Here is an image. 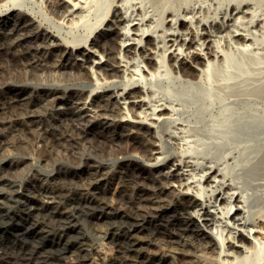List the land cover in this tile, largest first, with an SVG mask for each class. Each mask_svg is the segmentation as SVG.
<instances>
[{"label": "bare ground", "instance_id": "1", "mask_svg": "<svg viewBox=\"0 0 264 264\" xmlns=\"http://www.w3.org/2000/svg\"><path fill=\"white\" fill-rule=\"evenodd\" d=\"M88 1L46 3L71 22ZM250 2H236L214 30L200 6L155 18L116 0L93 37L76 39L58 36L22 2L0 1L2 28L16 34L0 31V264H264V167L256 163L264 84L232 86L227 73L211 74L225 22L234 26L230 39L250 38L238 27ZM245 22L258 25L253 13ZM110 32L122 35L117 49L116 38H100ZM167 63L186 87L160 92L148 83ZM120 71L123 78L107 79ZM90 72L91 88L22 83L28 74L74 80ZM204 74L197 84L188 78ZM61 100L71 105L54 111ZM29 145L40 163L59 159L45 173L21 170L34 160ZM130 147L139 155H124ZM106 154L116 162L96 157Z\"/></svg>", "mask_w": 264, "mask_h": 264}, {"label": "rangeland", "instance_id": "2", "mask_svg": "<svg viewBox=\"0 0 264 264\" xmlns=\"http://www.w3.org/2000/svg\"><path fill=\"white\" fill-rule=\"evenodd\" d=\"M17 1L22 2V5L26 9L29 10L32 9L37 14H39V18L41 19L42 24L48 27L49 29L52 30L55 29L56 30L55 33H59L58 36L61 35L67 38L75 37L76 39H85L87 37L91 38L94 36L93 30L95 29L97 23H99L103 17L105 18L106 16L112 18L111 17L113 11L112 3L116 0H89L86 4H83V8L80 10L78 18L71 22L62 21V19L57 14L53 13L48 8L46 0H17ZM124 1L126 5L139 6L140 9L151 13L155 18L163 14L168 15L167 18L170 17L168 11H172L173 13H182L183 10L186 9V7L200 6L202 8V11L199 13L203 18L207 19V23L211 22L212 29H214L213 24L216 21L217 22L223 21L224 19L223 15L225 14V12L229 11L231 9V6H233L236 2L241 0H164L165 3L168 2L167 3L168 5L165 6H162L161 0H124ZM250 1L251 2L249 3V6L247 7L248 12L238 14V15H244V17L239 20L242 22L238 23V27L241 28L249 27L248 36L250 38L246 41H243L241 38H237V37L236 39H230L228 34L229 31H231V29L232 30L234 29V26H232L231 21H229L228 23L225 22V25L227 24L226 27L224 29L221 28L219 32V34H222L223 36L218 37L216 41L218 44L221 45L222 57L220 60L215 61L216 63H213V66L211 68V74L213 78L214 79L216 78L215 80H217V78H219L221 74L224 73L223 75H226L227 73L230 77L228 79V82H230L232 86L238 83H242L244 85L246 84V86L251 85L252 87L253 86L255 87V85L259 86L264 84V0H250ZM169 5H173V6L170 7ZM252 13L255 14V18L258 19V25L253 27H251V25L248 22H245L246 20H248L250 14ZM2 26H3V22L0 21V31H5L6 34L9 33L10 26H7L4 29L2 28ZM105 27H107V25H105ZM42 31L45 32V29H42ZM239 31L240 32L243 31V33L246 32V30H242V29H240ZM9 34H11L12 37L16 35L15 33L12 34V31ZM104 37L116 38L117 40L116 42L114 41L115 43L111 41L113 42L111 43V45L116 46V49L119 47V44L122 39V35L117 34L115 32H110V34L109 33L102 34L100 38H104ZM94 48H98V47L95 46ZM98 49L100 50V48ZM204 62L205 60L202 59L199 67H203V66L205 67ZM90 64L91 67L92 63ZM147 64L149 65L150 69H154L157 64V60H154L151 63L148 62ZM121 75L122 72L120 71L118 72V74H114V76L112 75L107 76V79L108 80L121 79L123 78L122 77L123 75L122 76ZM27 76L28 77L27 78L25 77L22 83H26L32 86H41L43 85V82H47L48 84L55 82L61 83L58 86H63L65 88H74V87L91 88L95 86V80L93 76H91V72H90V77L86 79L79 78L74 80L68 78L61 79L56 74H48L42 78L41 77L33 78L32 74H28ZM188 78H190V80L193 81L192 82L193 84H197L199 83L200 80L201 81L205 80L206 74L202 75L201 77L194 75ZM147 81L148 83H152L154 88H156L157 91L160 92L165 90H170L172 92H175L177 88H181L182 86L186 87V75H183L181 71L177 72L171 69L168 63L165 65V67H161L160 70L158 71L153 70V74L148 77ZM30 89L32 88L30 87ZM244 95H254V94L253 92H246ZM69 105L71 104L61 100L54 104L53 110L54 111L60 110V108H62L63 106H69ZM217 111H218V107H214L212 108L211 112H209V114L211 115L216 114ZM181 116L182 117L186 116V112H184ZM261 132L262 134H264V129ZM91 137H94V135L92 134ZM154 140L158 143L157 138H154ZM123 144L125 143L123 142ZM163 144L166 145L167 148H171L170 142L168 143L164 141ZM101 145H102L101 148H104L106 147L107 143H101ZM261 146L264 147L263 144ZM128 149L127 152L124 153V155H128V156H131L133 154L139 155L138 149L132 147ZM202 150L203 152L201 154L205 155L206 157H210L214 155L219 156L220 154L223 153L217 150L214 153H209L207 149H202ZM27 151L29 152L30 155L34 157V160H30V161L26 160L24 163L18 165V168L19 169L21 168V170L25 168L24 171H27L30 168V166H33L35 167L36 170L40 172H44V173L48 172L55 164V162L59 159V156L56 155L55 157L51 158L48 161L49 163H45L44 161L40 163L37 160L38 153L35 151L32 145H29ZM10 152L19 153L18 150H10ZM96 157L99 160L108 159L109 162L111 163L116 162L114 155L111 154L96 155ZM263 159L264 158H262L261 161L256 160V163L258 165L257 167L259 169L261 167L263 169L264 167ZM145 162H150V160H145ZM125 163L127 164L129 162L125 161ZM67 164L70 165L71 162H68ZM136 167L142 168V170H144L146 174H149L151 176L157 174V171L151 169L147 164L144 163H140L138 165L136 164ZM174 182L177 183L176 180ZM262 187L259 188L260 192L261 191L264 192V185H262ZM255 189L256 188L253 186L252 188L248 189V191L253 192L257 190ZM83 223L85 226H87V224L84 221ZM87 232L88 234L93 236V233L90 230H88ZM207 255H209V253H207L205 257H208Z\"/></svg>", "mask_w": 264, "mask_h": 264}]
</instances>
